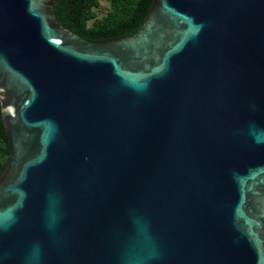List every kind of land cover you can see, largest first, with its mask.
<instances>
[{"label":"water","instance_id":"1","mask_svg":"<svg viewBox=\"0 0 264 264\" xmlns=\"http://www.w3.org/2000/svg\"><path fill=\"white\" fill-rule=\"evenodd\" d=\"M53 1L0 0V264H264V0Z\"/></svg>","mask_w":264,"mask_h":264},{"label":"trees","instance_id":"2","mask_svg":"<svg viewBox=\"0 0 264 264\" xmlns=\"http://www.w3.org/2000/svg\"><path fill=\"white\" fill-rule=\"evenodd\" d=\"M100 0H54L53 11L60 25L94 42L134 35L149 12L152 0H109L110 10L98 18ZM9 153L7 135L1 121L0 174Z\"/></svg>","mask_w":264,"mask_h":264},{"label":"rangeland","instance_id":"3","mask_svg":"<svg viewBox=\"0 0 264 264\" xmlns=\"http://www.w3.org/2000/svg\"><path fill=\"white\" fill-rule=\"evenodd\" d=\"M99 3L100 6L96 9V13L98 18H102L110 10V3L109 0H100Z\"/></svg>","mask_w":264,"mask_h":264}]
</instances>
